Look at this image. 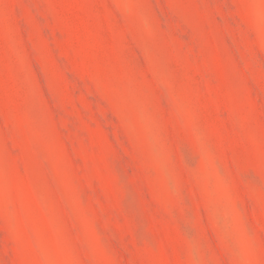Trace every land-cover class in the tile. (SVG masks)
Here are the masks:
<instances>
[{"label":"rangeland","instance_id":"obj_1","mask_svg":"<svg viewBox=\"0 0 264 264\" xmlns=\"http://www.w3.org/2000/svg\"><path fill=\"white\" fill-rule=\"evenodd\" d=\"M0 264H264V0H0Z\"/></svg>","mask_w":264,"mask_h":264}]
</instances>
